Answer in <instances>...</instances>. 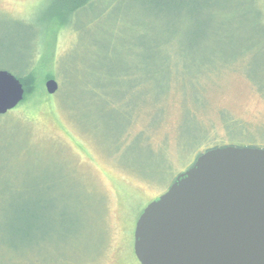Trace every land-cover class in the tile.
<instances>
[{
  "label": "rangeland",
  "instance_id": "obj_1",
  "mask_svg": "<svg viewBox=\"0 0 264 264\" xmlns=\"http://www.w3.org/2000/svg\"><path fill=\"white\" fill-rule=\"evenodd\" d=\"M49 3L0 0V69L37 77L0 116V264H140L137 219L202 152L264 148V0H92L45 38ZM38 200L56 229L20 242Z\"/></svg>",
  "mask_w": 264,
  "mask_h": 264
},
{
  "label": "water",
  "instance_id": "obj_2",
  "mask_svg": "<svg viewBox=\"0 0 264 264\" xmlns=\"http://www.w3.org/2000/svg\"><path fill=\"white\" fill-rule=\"evenodd\" d=\"M49 94L59 90L50 78ZM25 88L0 69V116ZM140 264H264V148L226 145L201 153L137 219Z\"/></svg>",
  "mask_w": 264,
  "mask_h": 264
},
{
  "label": "trees",
  "instance_id": "obj_3",
  "mask_svg": "<svg viewBox=\"0 0 264 264\" xmlns=\"http://www.w3.org/2000/svg\"><path fill=\"white\" fill-rule=\"evenodd\" d=\"M92 0H50L48 7L50 9L51 18L47 22L46 30H45V38L47 35H51L52 31H56L55 26L57 27H67L70 17L75 14L80 9L86 7ZM41 39L36 41L39 48L47 41L43 40L41 43ZM39 51V50H38ZM37 51V52H38ZM37 52L34 56H36ZM35 59V57H34ZM45 59H41L43 62ZM34 61L30 66H26L24 68L16 69L13 72L17 77L22 81L25 88V96L22 102H24L35 90L36 88V73L33 72ZM54 75H47L46 78H53ZM171 79V78H170ZM169 79V81H170ZM169 85V84H168ZM225 146V145H216L214 147ZM212 148V147H210ZM209 148V149H210ZM208 150V149H206ZM39 201V200H38ZM36 201L37 203H39ZM41 206L35 209H31L28 206L23 208L20 205L16 208H12V222L10 223V234L16 235L20 237V242L29 240L31 237V233L33 230L36 232L47 231L48 229H56L55 228V220L52 219L51 216L44 217V219L39 218L40 213L49 214V209L47 205H50L52 209V203L49 202H40ZM39 206V205H38ZM15 214V215H14ZM46 216V215H45ZM25 237V238H24ZM31 242V241H30Z\"/></svg>",
  "mask_w": 264,
  "mask_h": 264
}]
</instances>
